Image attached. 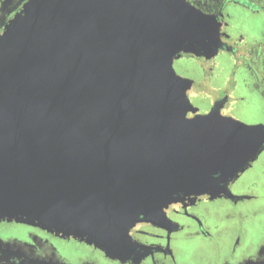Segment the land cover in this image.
Instances as JSON below:
<instances>
[{"label": "water", "instance_id": "water-1", "mask_svg": "<svg viewBox=\"0 0 264 264\" xmlns=\"http://www.w3.org/2000/svg\"><path fill=\"white\" fill-rule=\"evenodd\" d=\"M221 46L185 0H25L0 32V220L123 262L168 206L248 199L264 125L199 114L173 69Z\"/></svg>", "mask_w": 264, "mask_h": 264}, {"label": "flooded vegetation", "instance_id": "flooded-vegetation-1", "mask_svg": "<svg viewBox=\"0 0 264 264\" xmlns=\"http://www.w3.org/2000/svg\"><path fill=\"white\" fill-rule=\"evenodd\" d=\"M24 1L0 0V32ZM185 1L201 13L214 17L220 24L222 46L216 56H222L230 79L224 86L218 84L209 102L207 113L217 107L223 116L248 125L261 124L242 121L229 115L228 111L238 79L247 90L249 99L258 100L261 107L258 112L264 116V0ZM216 56L210 60L200 59L205 63L201 81L199 80L200 85L198 86L197 81L192 80L196 84L188 92L197 87H200V91L203 90L204 83L214 85ZM187 72L193 71L187 70ZM243 100L244 97L234 99L235 102ZM254 186L255 184H251L247 189L250 194L249 201L260 198L256 195ZM224 200L231 203L228 206H235L238 202ZM212 201L214 200L200 197L193 203L185 201L172 204L165 210V218L158 221L159 225L137 223L129 235L137 246L136 254L141 257L135 259L137 257L134 258L133 255L131 259L123 262L109 259L93 246L72 238L63 239L33 226L0 220V264H190L185 261V246L194 242L217 244L221 220L234 224L232 232L234 237L242 230L235 222L237 219L230 215L225 207L215 210L219 217L215 215V219L208 218L209 205ZM224 210L227 214H221ZM13 224L20 227L22 231L15 234L9 232L7 226ZM232 226L230 225V229L233 228ZM71 241L74 245L65 254L59 248L60 246L58 247L57 242L69 244ZM260 241L257 244L247 238L244 245L240 247L232 242L225 251H220V248L215 245L211 258L209 257L202 264H264V235Z\"/></svg>", "mask_w": 264, "mask_h": 264}, {"label": "rangeland", "instance_id": "rangeland-1", "mask_svg": "<svg viewBox=\"0 0 264 264\" xmlns=\"http://www.w3.org/2000/svg\"><path fill=\"white\" fill-rule=\"evenodd\" d=\"M204 64L203 60L184 57L173 62V69L177 75L197 81V85L199 86L202 78L203 67H205ZM215 64L217 66L214 74V85L204 83L202 86L203 90L200 91V87H197V89L194 88V90L189 91L187 95L190 103L197 108L198 112L201 114L207 113L210 105L209 102L214 96L218 84L224 86L230 79L228 68L224 67L222 56H216ZM186 69L192 70L193 72H187ZM237 82V86L231 96L232 103L230 104L228 114L245 122H260L264 125V116L262 113L258 112L261 109L258 104V100L255 98L249 99L247 90L242 82L238 79ZM240 97H244V100L241 102L234 101V99H238ZM241 109H243V111L240 112ZM251 125L255 124L253 123ZM251 184H255L254 191L257 192L256 195L260 196V198L255 201L248 200L250 194L247 189ZM230 191L233 195L247 196L248 199L238 201L235 206H228L231 205V203L224 199H216L210 203V211L207 216L210 219H215V215H218L219 217L218 212H215V210L225 207L229 211L230 215L237 219L235 222L239 224L242 230L237 232V235L234 237L232 235L234 224L221 220L222 222L220 223L218 231L219 238H217V244L215 242L213 244L210 242H194L185 246L186 255L184 257L185 261H188V263H204L206 259H209V257L211 258L215 245L220 248V251H225V249H227L232 242L234 244L237 243L236 246L238 247L244 245L247 238H250V241L253 243L258 244L261 242L260 240L264 235V150L258 155L251 166L240 174L237 180L231 184ZM228 207L230 208L228 209ZM221 214H227V212L224 210ZM230 225H233V228L230 229ZM7 227H9V232H13L14 234L22 231L20 227L15 226L14 224ZM57 244L58 247L60 246L59 248L66 254L69 252L70 247H73L74 242L71 241L69 244L57 242Z\"/></svg>", "mask_w": 264, "mask_h": 264}]
</instances>
